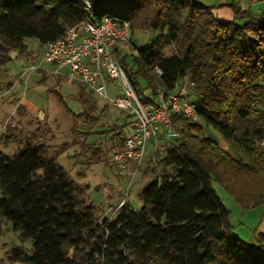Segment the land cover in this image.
I'll list each match as a JSON object with an SVG mask.
<instances>
[{
	"label": "trees",
	"instance_id": "obj_1",
	"mask_svg": "<svg viewBox=\"0 0 264 264\" xmlns=\"http://www.w3.org/2000/svg\"><path fill=\"white\" fill-rule=\"evenodd\" d=\"M80 1L0 0V68L13 52L27 51V40L43 47L78 26ZM87 1L96 22L110 16L129 21L133 31L157 34L150 48L133 42L135 77H128L141 97L146 90L174 91L188 78L199 120L174 118L180 137L160 149L162 170L144 188L141 210L127 203L101 221L81 186L35 137L13 155L0 151V234L5 223L22 240L8 260L264 264V234L257 238L262 251L236 236L232 213L214 189L219 185L242 210L264 206V10L256 14L231 0L226 6L234 20L224 22L214 7L193 0ZM77 101L83 113L97 110L91 99Z\"/></svg>",
	"mask_w": 264,
	"mask_h": 264
},
{
	"label": "rangeland",
	"instance_id": "obj_2",
	"mask_svg": "<svg viewBox=\"0 0 264 264\" xmlns=\"http://www.w3.org/2000/svg\"><path fill=\"white\" fill-rule=\"evenodd\" d=\"M193 1L214 7L220 21H230L225 13L231 14L232 10L226 6L231 0ZM240 6L253 13H259L264 10V0H242ZM156 38V33L135 30L133 42L138 49H147L155 43ZM26 44V52H13L27 60L26 63L23 62L25 67L32 64L29 62H32L37 54L36 67H42L49 73L53 72L54 67L51 64L42 62L43 47H38V43L29 40ZM173 49V46L166 48L165 54L169 55ZM134 55L133 47L130 46L124 56L127 75L131 74L133 78ZM21 62L22 60H13L8 68H0V129L4 133L0 150L13 155L23 148L27 140L35 137L43 144L47 155L55 157L81 186L86 201L95 206V214L99 220L105 217L114 218L113 213L117 212L113 205L118 201L120 192L126 188L128 181L127 178L118 176V172L111 165V156L129 134L131 118L123 110L92 97L82 86L69 79L57 80L53 76L42 82L41 70L30 71L24 75L25 68ZM182 84L188 88V78L183 80ZM80 96L91 99L97 110L90 114L83 113L77 101ZM20 101L32 114L19 104ZM209 134L220 146L228 148L217 132L209 131ZM152 156L153 146L148 143L145 165L141 168L137 180L141 173H144V176L136 184L128 200L136 211L142 208L141 195L144 188L162 170L156 165L157 157L152 159ZM214 189L232 213L235 235L251 249L262 251L257 238L264 234V206L249 211L242 210L219 185L214 184ZM21 244L19 234L3 223L0 234V264H19L10 262L6 253L12 246ZM23 246L29 251L32 249L30 242H25Z\"/></svg>",
	"mask_w": 264,
	"mask_h": 264
},
{
	"label": "built area",
	"instance_id": "obj_3",
	"mask_svg": "<svg viewBox=\"0 0 264 264\" xmlns=\"http://www.w3.org/2000/svg\"><path fill=\"white\" fill-rule=\"evenodd\" d=\"M92 9L90 1H80L82 22L68 28L57 41L44 45L42 58L54 66L56 75L79 84L92 97L123 110L131 118L129 134L111 156V165L118 176L128 181L113 205L117 212L112 215L115 218L144 176L141 173L137 180L145 165L148 143L153 146V159L162 147L180 137L175 117L192 123L198 122L199 117L191 99L193 84L188 88L180 84L174 91L158 88L155 94L146 90L144 96L138 95L123 65L126 51L133 47L131 23L110 16H103L96 22L92 18ZM24 68V75L36 71L33 64ZM156 73L162 74L159 69ZM3 134L0 129V141Z\"/></svg>",
	"mask_w": 264,
	"mask_h": 264
},
{
	"label": "crops",
	"instance_id": "obj_4",
	"mask_svg": "<svg viewBox=\"0 0 264 264\" xmlns=\"http://www.w3.org/2000/svg\"><path fill=\"white\" fill-rule=\"evenodd\" d=\"M256 1H258V0H256ZM222 5H225V4H222ZM221 9H224V8H221ZM230 10V9H229ZM223 11V10H222ZM231 11V10H230ZM216 11H215V9H214V14H215V16L218 18V16L216 15V13H215ZM260 13V12H259ZM256 14H258V13H256ZM225 16H226V18L227 19H229L230 21L229 22H232L233 20H234V15L232 14V11H231V14L230 15H228V13H225ZM219 19V18H218ZM220 20V19H219ZM28 41V40H27ZM29 41H32L33 43L34 42H36V43H38L36 40H29ZM27 45V44H26ZM39 46H41L39 43H38V47ZM30 49H31V47H30ZM41 49H43V48H41ZM37 54L35 55V58H34V60H32V62H29V63H32L33 65H35V63H36V61H37ZM42 57H43V54H42ZM12 61L13 60H17V61H21L22 60V62L20 63L21 65H23V66H25V64L23 63V62H25L26 63V59H24V58H20L19 57V55H16V54H14L13 53V55H12ZM42 62H44L43 61V58H42ZM53 66V65H52ZM35 67H36V65H35ZM54 67V66H53ZM8 68V67H7ZM36 70L38 71V72H40V70H41V72H40V74L42 75V82H43V80L44 79H46V78H48V77H53L54 76V79L55 78H57V80H66L67 78L65 77V76H63V75H56L54 72H55V68H54V70H53V72H47L46 70H44L42 67H40V68H38V67H36ZM79 85V84H78ZM21 106H23L30 114H32L31 112H30V110H28L27 108H26V106L25 105H23L22 104V102L20 101V103H19ZM34 115V114H33ZM40 115V114H39ZM39 115H37V116H39ZM1 151V150H0Z\"/></svg>",
	"mask_w": 264,
	"mask_h": 264
}]
</instances>
